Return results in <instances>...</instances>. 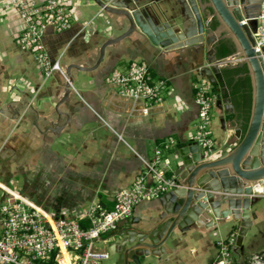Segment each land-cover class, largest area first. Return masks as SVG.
<instances>
[{"label": "crops", "instance_id": "crops-1", "mask_svg": "<svg viewBox=\"0 0 264 264\" xmlns=\"http://www.w3.org/2000/svg\"><path fill=\"white\" fill-rule=\"evenodd\" d=\"M69 1L75 12L71 29L60 34L47 30L44 46L50 60L59 61L63 68L89 67L107 37L103 32L106 19L96 22L99 32L86 42L80 34L83 23L99 12L90 0ZM4 2L6 0H0V181L21 195L24 193L26 199L53 217L75 219L80 226H89L84 218L87 209L99 205L104 210H112L116 194L142 174L141 160L154 161L156 151L161 152L165 176L174 177L170 160L178 146L190 141L197 121L194 85L204 80L197 67L176 54L163 57L153 53L146 41L138 44L127 40L117 47H108L97 70L80 72L85 74L81 91L83 102L72 97V93L79 97L72 83L68 101L60 104L64 81L54 74L51 78L57 79V84L44 90L47 80L41 82L30 54L16 44L18 18L12 14L6 18L7 24L2 23ZM231 55L234 54L227 52L224 56ZM134 62L144 63L155 81L165 80L168 84L164 103L154 107L146 117H129V104L107 82L112 73L122 72ZM243 68V64L223 68L234 114L215 108L214 104L210 124L213 155L232 149V144L225 145L226 136L229 137L233 129L243 131L248 122L251 86L244 85L248 75ZM17 70H23V75L15 81L9 73ZM74 71L71 70V77ZM27 92L34 95L32 100L27 99ZM7 93H10L9 98H6ZM213 93L216 95L214 87ZM57 105L59 118L55 112ZM39 106L40 112L34 109ZM29 109L32 111L28 120L19 126ZM52 123H57L58 132ZM102 128L105 130L98 134ZM171 142L173 144L164 149ZM228 142L237 140L233 138ZM260 193L264 196V192ZM158 199L138 204L131 216L145 218L158 212ZM263 200L252 208V227L243 237L241 249L234 254L236 264H248L252 255L264 253ZM232 227L228 225L216 236H210V230L192 226L164 246L165 254L160 259L152 258L145 263L213 264L218 255V243L230 236ZM104 236L95 242L100 252L107 249Z\"/></svg>", "mask_w": 264, "mask_h": 264}, {"label": "water", "instance_id": "water-1", "mask_svg": "<svg viewBox=\"0 0 264 264\" xmlns=\"http://www.w3.org/2000/svg\"><path fill=\"white\" fill-rule=\"evenodd\" d=\"M90 2L99 12L93 19L97 23L103 18L108 22L103 24L107 37L93 65L62 67L68 81L64 82L60 104L68 101L71 93V70L94 72L108 47H117L127 40L138 44L146 41L153 53L163 57L176 54L196 66L215 88V108L230 114L234 112L223 74L225 67L216 62L223 60L227 52L243 58L241 64L247 69L251 86V106L244 131L233 129L225 138V145L232 144L233 148L204 155L193 141L178 146L170 165L173 160V174L179 187L158 199V212L145 218L131 216L117 224L104 241L108 260L111 264H147L149 259H160L165 254L164 246L192 226L210 230V236L233 226L237 253L252 227V208L264 199L260 195L264 192V58L252 52L261 0ZM57 108L58 105L55 112L59 118ZM52 125L58 132L57 123ZM233 138L237 142H228Z\"/></svg>", "mask_w": 264, "mask_h": 264}, {"label": "built area", "instance_id": "built-area-1", "mask_svg": "<svg viewBox=\"0 0 264 264\" xmlns=\"http://www.w3.org/2000/svg\"><path fill=\"white\" fill-rule=\"evenodd\" d=\"M1 9L5 14L2 23L7 24L6 18L12 14L18 18L16 44L30 54L41 82L57 74L67 83L59 61L50 60L43 37L47 30L60 34L71 29L75 12L70 1L6 0ZM256 22L252 52L264 58V0L260 2ZM108 30L107 25V35ZM97 31L96 21L91 19L83 23L80 34L87 42ZM242 62L240 56L231 55L217 61L216 65L227 67ZM107 82L129 104V117L148 116L154 107L164 103L168 87L165 80L155 81L147 66L139 62L131 63L122 72L112 73ZM194 103L197 121L190 141L197 144L202 154L211 155L214 141L210 124L215 95L213 85L207 80H199L194 85ZM172 144H167L164 149ZM141 161L142 174L116 194L112 210H104L99 205L87 209L84 215L89 224L87 228L81 227L75 219L53 217L10 186L0 183V264H102L107 261L109 255L98 251L95 242L115 230L120 221L131 217L138 204L156 200L179 187L174 177H166L163 173L160 151H156L154 161ZM235 234L232 232L218 243V255L213 264H236ZM248 264H264V253L252 255Z\"/></svg>", "mask_w": 264, "mask_h": 264}, {"label": "rangeland", "instance_id": "rangeland-1", "mask_svg": "<svg viewBox=\"0 0 264 264\" xmlns=\"http://www.w3.org/2000/svg\"><path fill=\"white\" fill-rule=\"evenodd\" d=\"M10 74V76L11 77H13V78H15V81H17L18 79V77L19 76H22L23 75V70H17V71H12V72H10L9 73ZM85 74H81L80 72H77V71H74L73 73H72V80H73V86H74V88H75V90L79 93L78 95H79V97L77 96V95H75V93H72V97L73 98H75V99H77V100H80V102H83L84 100H83V97H82V87H83V84H84V82H85V76H84ZM55 84H57V79H55V78H51V79H48L47 81H46V83H45V85H44V90H48V89H50V87H52L53 85H55ZM18 90H20V91H24L23 89H20V88H18ZM29 95H28V98L27 99H30V100H32L33 99V97H34V95L33 94H31V93H29V92H27ZM11 95H14V94H11ZM10 97V93H7L6 94V98H9ZM29 100V101H30ZM35 101H36V98H35ZM42 106V105H41ZM41 106H39V107H35L34 109L35 110H37L38 112H40V110H42L41 109ZM24 110V109H23ZM23 110L21 111V114L17 117V119L22 115V113H23ZM30 111H32L31 109H29V111H27L26 113H24L23 114V116H22V118H21V120H20V122H19V126H21L22 124H24L27 120H28V117H29V113H30ZM25 118V119H24ZM24 119V120H23ZM213 123V122H212ZM211 128H212V130H213V127L211 126ZM105 129H101L99 132H98V134H101V133H103V131H104ZM106 132L108 133V131L106 130ZM64 136H68V134H64ZM171 167L173 168L174 167V162H173V160H172V163H171ZM104 237H107V236H104ZM109 264V262L108 261H106V262H103V264Z\"/></svg>", "mask_w": 264, "mask_h": 264}, {"label": "trees", "instance_id": "trees-1", "mask_svg": "<svg viewBox=\"0 0 264 264\" xmlns=\"http://www.w3.org/2000/svg\"><path fill=\"white\" fill-rule=\"evenodd\" d=\"M242 71L245 73V74H247V69H246V67L244 66V68L242 69ZM244 85L245 86H250V81H249V77L248 76H246L245 77V81H244ZM245 129V128H244ZM244 131V130H243ZM0 183H2V184H4V182H2V181H0ZM36 183H39V180H37V182ZM7 184V183H6ZM5 184V185H6ZM1 186V185H0ZM21 193V192H20ZM23 195L25 196V197H27L24 193H23ZM28 198V197H27ZM81 227H83V228H87V226H85V225H81Z\"/></svg>", "mask_w": 264, "mask_h": 264}, {"label": "bare ground", "instance_id": "bare-ground-1", "mask_svg": "<svg viewBox=\"0 0 264 264\" xmlns=\"http://www.w3.org/2000/svg\"><path fill=\"white\" fill-rule=\"evenodd\" d=\"M13 96V95H12Z\"/></svg>", "mask_w": 264, "mask_h": 264}]
</instances>
